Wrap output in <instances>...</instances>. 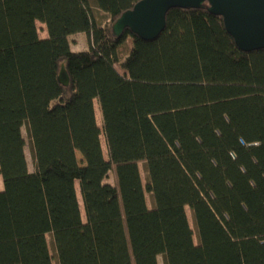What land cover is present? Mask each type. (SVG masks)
Instances as JSON below:
<instances>
[{"label": "trees", "instance_id": "16d2710c", "mask_svg": "<svg viewBox=\"0 0 264 264\" xmlns=\"http://www.w3.org/2000/svg\"><path fill=\"white\" fill-rule=\"evenodd\" d=\"M139 1L0 0V264H264V49L206 8L115 37Z\"/></svg>", "mask_w": 264, "mask_h": 264}, {"label": "water", "instance_id": "95a60500", "mask_svg": "<svg viewBox=\"0 0 264 264\" xmlns=\"http://www.w3.org/2000/svg\"><path fill=\"white\" fill-rule=\"evenodd\" d=\"M176 8H206L222 18L226 31L240 50L264 49V0H140L114 22L112 33L120 37L124 30H129L142 40H154L165 27L166 13ZM57 79L60 85L68 86L63 65Z\"/></svg>", "mask_w": 264, "mask_h": 264}, {"label": "rangeland", "instance_id": "374dc122", "mask_svg": "<svg viewBox=\"0 0 264 264\" xmlns=\"http://www.w3.org/2000/svg\"><path fill=\"white\" fill-rule=\"evenodd\" d=\"M92 11H93V14H94L95 18L100 23H103V22H105L107 20V16L104 15L103 13L99 12L96 8L93 7ZM36 26H37L38 36L41 39L46 38L47 34H46L45 26L42 25L39 22L36 23ZM69 40H70V48H71V50L73 52H80V51H84V50L87 49V42H86V38H85L84 34L72 35V36H70ZM127 52H128L127 45H123V47L121 49V55L125 56L127 54ZM116 68H117L119 73H122L118 67H116ZM94 108L96 109L95 110L96 116H97V118H99V111H98V107H97L96 102L94 103ZM99 121H100V119H99ZM99 127L101 128V124L99 125ZM22 135H23V138L25 140L24 153H25V157H26V161H27L28 170L30 172H33L34 171V161H33V158H32V153H31V147H30L29 139H28V136H27V133H26L24 127L22 128ZM100 142H101V147H102L104 158L107 159L105 142H104V138H103L102 135H100ZM77 159L78 160L80 159V155H78V154H77ZM138 168H139V173H140V178H141L142 185L145 186L146 177H145V173H144L142 164H139ZM107 182L110 183V184L114 183V178H113L112 174L109 175V178H108ZM77 187H78V184L76 183L75 188H76V194L78 196L80 212H81L82 220H83V222H85V217H84V213H83L82 203H81V200H80V197H79V192H78V188ZM0 189H2L1 188V179H0ZM145 200H146L147 207L151 208V206H152L151 200L152 199H151L150 194H148L147 192H145ZM185 212H186V216H187V220H188L189 226L192 229L193 242H194V244H197V237H196L195 227L193 226L191 213H190V211H189V209L187 207L185 208ZM48 244H49L50 254L54 256V248H53V245L51 243V239H49V238H48ZM157 260H158V264H163V259H162L161 256H159ZM52 264H57L55 258L53 259Z\"/></svg>", "mask_w": 264, "mask_h": 264}]
</instances>
